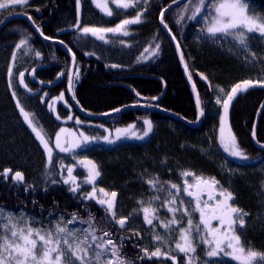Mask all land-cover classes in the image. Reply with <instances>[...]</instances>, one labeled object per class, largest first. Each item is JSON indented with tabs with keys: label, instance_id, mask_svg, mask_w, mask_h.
Here are the masks:
<instances>
[{
	"label": "trees",
	"instance_id": "1",
	"mask_svg": "<svg viewBox=\"0 0 264 264\" xmlns=\"http://www.w3.org/2000/svg\"><path fill=\"white\" fill-rule=\"evenodd\" d=\"M251 2L257 12L264 13V0ZM80 3L83 26L114 27L138 11H143L142 22L129 26L128 36H108L107 42H101L73 30L76 0H30L26 9L16 6L11 14L0 12V19L6 21L0 27V173L11 169L24 175L22 183L13 182L10 177L5 180L0 175V209L34 218L38 228L43 227V223L56 221L61 215L88 211L95 217L97 226L110 224L111 228L114 224L109 223L111 218L105 215V209L83 198L85 172L73 157L87 158L95 162L101 173L97 186L118 193V217H130L128 231L124 233L130 239L124 241V248L129 253L137 250L143 255L140 247L134 248L133 244L142 247L149 238L152 244L154 242L142 214H134L133 210L141 207L138 201L147 202L153 195L167 196L166 191L154 193L146 180L158 178L161 182L182 185L188 177H182L181 172L191 170L205 178L215 177L233 193L234 205L249 214L240 233L242 242L264 252V151L254 149L250 140L257 110L264 99V88L250 89L238 95L229 110V126L240 148L255 161L251 164L235 162L219 147L220 105L216 103L236 83L248 79L264 80V40L258 36L251 39V50L257 57L253 60L250 53L231 37L207 38L201 32V16L190 20L189 12L184 21L177 24L180 9L187 0L164 14L165 22L177 38L176 43L181 46L204 112L201 124L194 127L198 116L195 99L168 29L159 21L160 12L171 5L172 0H141L138 7L115 10L111 17L99 14L90 0H80ZM25 11L51 39L45 40L33 31L23 18L27 17L23 14ZM24 36L29 39L28 46L17 52L13 62L15 44ZM60 41L75 54V71L78 67L80 81L76 84L74 97L89 116L81 114L69 101L65 86L71 59L65 49L55 44ZM157 44L159 50L153 55ZM37 51L40 57L35 56ZM149 54L152 56L143 62ZM113 64L117 67H111ZM37 65L47 67L36 73L41 82H51L61 73L63 75L56 87L42 90L43 93L24 78L27 87L36 90L31 95L21 87L17 74ZM10 66L12 77L8 75ZM202 75L206 79H202ZM163 85L165 93L162 95ZM219 89H224V93L221 94ZM62 90L67 104H58L56 111L62 118L71 117L63 126L101 137L104 135L101 126L115 129L134 123L136 131L142 132L141 120L149 117L152 133L142 143L120 142L112 147L94 144L70 154L55 151L53 164L47 165L32 130L20 114L17 101L31 114L37 130L42 131L52 145L61 124L50 115L47 103ZM45 94L46 99L43 98ZM75 119L88 125L77 124ZM256 139L264 143V109L258 121ZM61 164L73 166V175L80 186L77 193L69 190L71 184L63 183L67 172ZM53 180L56 183H52ZM183 198L187 200L188 197ZM169 215L165 209L160 210L162 218ZM135 232H139L140 237ZM128 257L135 258L134 254ZM143 263L172 264L170 260L156 258L137 260L135 264ZM178 264L183 262L178 261ZM220 264L236 262L224 259Z\"/></svg>",
	"mask_w": 264,
	"mask_h": 264
},
{
	"label": "snow or ice",
	"instance_id": "2",
	"mask_svg": "<svg viewBox=\"0 0 264 264\" xmlns=\"http://www.w3.org/2000/svg\"><path fill=\"white\" fill-rule=\"evenodd\" d=\"M95 2V0H94ZM141 0H112V3L120 9L136 8L140 5ZM179 0H172L173 4ZM30 0H0V12L7 11L11 14V10L16 7L27 8ZM100 7L101 5H97ZM80 7V0H77V8ZM168 7H171L169 5ZM106 15L111 17L112 10L103 5ZM39 11V9H36ZM147 9L145 8L144 11ZM165 8L160 12V22L165 29H168L169 35L173 41L177 38L172 34L171 29L164 20ZM207 10V15L203 16L205 27L201 32H205L210 37H231L245 52H249L252 59L255 60L256 54L251 50V39L258 36L264 40V13L257 12L255 5L251 0H187L178 14L177 24H181L185 19V14L190 12L188 19L196 20L197 17ZM27 15L25 11L23 13ZM143 11H138L132 18H125L114 27H80L77 23L76 27H80L83 35H91L98 40L105 41V34H120L128 36L129 31L127 26L139 24L142 22ZM27 19L32 21L36 31L40 33L45 40L51 39L44 35L39 25L35 24L33 17L27 15ZM4 21L0 19V24ZM29 39L27 36L19 39L15 44V49L12 53L13 62L16 60L17 52L28 46ZM63 43V41H60ZM123 43V41H121ZM65 47H67L65 45ZM159 44L155 45L153 55L159 50ZM177 51H180L179 42L176 43ZM31 51V48L28 49ZM148 51L147 48L144 49ZM71 52V49H69ZM90 54V53H89ZM40 52H35L36 57H40ZM73 64H75V54L72 56ZM181 61H184L183 53L181 52ZM115 68L117 65L113 64ZM185 71H188V66L185 64ZM36 72L35 68L31 69L32 75ZM9 77L13 76L12 67L8 70ZM63 75V74H61ZM25 72L18 73L19 83L27 88L24 80ZM78 78V74L76 75ZM202 79H206L203 75ZM191 80V75H189ZM69 91L73 85V75L69 74ZM259 84L264 87V80L253 81L251 79L236 83L226 94V98L222 101L216 100L217 104L222 103L223 115L219 122V144L223 151L228 156L240 161H248L249 157L242 150L237 142V138L232 132L230 126L226 124L229 107L240 91H247L250 87ZM11 87V84H10ZM220 93H224V89H219ZM47 95V94H45ZM15 97V92H13ZM74 98V97H73ZM64 99L63 93L57 98ZM43 103V101H41ZM55 103V101H53ZM197 106L200 105L199 96L196 99ZM17 107L20 114L28 127L35 133L36 138L43 146L47 154V164H53V149L49 146V142L45 139V134L38 131L33 119L30 118V113L26 111L17 101ZM51 108V105H49ZM114 111L119 112L120 109ZM203 116L204 112L201 111ZM57 119L60 116L57 115ZM71 119V117H68ZM77 124L83 123L76 120ZM144 125L146 130L143 135L135 136L136 139H144L152 131V122L145 119ZM134 125H130L129 129H119L116 131V139H121V134H127ZM107 131V129L105 130ZM68 133L75 136L68 129L61 128L55 133V146L61 153H72L82 147H86L90 143L97 141L99 138L95 136L79 133L78 138L72 139L70 142L61 143V134ZM255 138V133L253 132ZM108 144L115 143L108 136L103 137ZM264 148V143L259 145ZM77 163L82 165L87 170L85 182L92 185L90 192L84 193L83 198L86 200H95L102 208L105 209V215L110 217L109 223L119 226V235L116 239L113 238L114 231L110 230L107 224L97 226L95 217L89 213L87 220H80L82 224H87L84 229H70L68 225H73L77 221V215L72 214L67 220L61 218L49 228L35 227L36 220L28 218L24 214L17 216L15 213L0 209V264H135V260L165 259L172 261V264H177V255L183 254V264H220L225 258L236 262V264H264V252L253 249L249 245H245L241 240L239 229L245 227V219L247 212L234 206V195L226 187L220 184L215 177L205 178L200 174H196L191 170H183L182 177H191V182L187 179L183 184L172 183L170 181L161 182L158 178H150L146 180L150 189L154 193L167 192L166 197L153 195L147 202L141 200L138 203L141 205L139 209H134V214H142L143 221L151 230V239L154 242V250H150L147 246H139L133 244V247H140V252L143 255H137L135 259L129 258L126 253H123L125 247L124 241L130 239L124 233L128 231L126 225L130 217L117 215V195L116 191L108 192L104 188H99V196L95 187L97 178L101 175L97 165L92 160L87 158L78 159ZM67 172V178L63 179L64 184H71L69 190L73 193L79 191L77 178L73 175V166H65L61 164ZM11 169H4L0 175L7 180ZM13 182L22 183L24 176L22 172L15 171L11 176ZM52 183H56L55 180ZM174 190V191H173ZM186 196L190 199H184ZM206 197V198H205ZM219 197V199L217 198ZM159 201V203H156ZM165 209L168 214L167 218L160 216V210ZM199 214L198 221L194 219V214ZM185 218H187L185 220ZM213 221L218 222L216 225ZM157 228H163L162 235L156 231ZM99 233V234H98ZM175 236L173 240V235ZM137 237H140L139 232H135ZM174 242L175 247L171 244ZM202 247L203 258L197 251ZM164 249V250H162Z\"/></svg>",
	"mask_w": 264,
	"mask_h": 264
},
{
	"label": "rangeland",
	"instance_id": "3",
	"mask_svg": "<svg viewBox=\"0 0 264 264\" xmlns=\"http://www.w3.org/2000/svg\"><path fill=\"white\" fill-rule=\"evenodd\" d=\"M186 1V0H185ZM184 1V2H185ZM90 2H91V4H92V6L94 7V9L99 13V14H101L102 16H105V17H109V16H107L106 15V12L104 11V9H103V5L104 4H107V7L110 9V10H112V12L114 13V11L115 10H127V9H120V8H117L116 7V5L114 4V3H112V0H95V2H94V0H90ZM101 5L100 7H98L97 5ZM76 22H75V25H74V27H73V30H76L79 34H81V35H83L82 33H81V31H80V27H84L83 25H82V23H81V13H82V11H81V3H80V7H79V9L77 8V0H76ZM129 9V8H128ZM205 15H207V10H205L202 14H201V26H202V28H204L205 27V23H204V20H203V16H205ZM77 23H79V25H80V27H76V25H77ZM134 25V24H133ZM129 26H131V25H129ZM129 26H127V28L129 27ZM88 27H98V26H94V25H89ZM204 34H205V36L207 37V38H213V37H210L207 33H206V31L205 32H203ZM87 36H90V37H92L93 39H95V40H97V41H101V40H98V39H96L95 37H93V36H91L90 34L89 35H87ZM108 36H122V35H120V34H112V33H107V34H105V40H107V37ZM101 42H104V41H101ZM15 49V48H14ZM152 55H147V57H144L143 59H142V61L143 62H146V61H148L149 60V58L151 57ZM29 70L30 69H28V70H26L25 71V76H24V78H26L28 81H29V79H28V74H29ZM78 74V78H76V75ZM17 79H18V74H17ZM79 81H80V76H79V68L77 67L76 68V71L74 70V74H73V85H72V89L73 90H75V87H76V84L77 83H79ZM25 83L27 84V82L25 81ZM21 85V84H20ZM28 86V85H27ZM21 87H23L24 89H25V91L28 93V94H33V93H35L36 92V90H31L30 88H25L24 87V85H21ZM66 87V89H67V86H65ZM31 88H33L32 86H31ZM254 88H264V87H261L259 84H256L255 86H253V87H250L248 90H250V89H254ZM33 89H35V88H33ZM196 89V88H195ZM231 90V89H230ZM230 90H229V92H230ZM247 90V91H248ZM40 91V90H39ZM41 92V91H40ZM44 92V91H43ZM43 92H41V93H43ZM244 92H246V91H240L238 94H237V96L238 95H240V94H242V93H244ZM60 93H63L64 95H65V91L64 90H62ZM61 95V94H60ZM60 95H57V96H54V97H52V98H50L49 100H48V103H47V109L50 111V115H52V116H54V118H55V120L59 123V124H61V127L58 129V131L61 129V128H64V129H68L71 133H74L75 134V136H72V135H69L68 133H62L61 134V143H64L66 140L67 141H71L72 139H74V138H78L79 137V133L80 132H83L82 130H75V129H72V128H68V127H66V126H63V124H65V123H67V122H69V118H62V117H60V119H57L56 117H57V115H58V113H57V111H56V108H57V106H58V104H60V103H62V104H67V101H66V99H63V100H60V99H57ZM46 95H44L43 96V98H45L46 99V97H45ZM236 96V97H237ZM235 97V98H236ZM224 98H226V95H224V96H222V97H219L218 99H220L221 101L224 99ZM234 98V99H235ZM53 101H55V103H53ZM234 101V100H233ZM232 101V102H233ZM232 104V103H231ZM49 105H51V108L49 107ZM220 105V115H219V122H220V117L224 114L223 113V107H222V103L221 104H219ZM72 106V105H71ZM231 106V105H230ZM229 110H230V107H229ZM229 110H228V116H227V121H226V124L229 126ZM145 119H147V120H149V121H151V119L149 118V117H146V118H143L141 121L142 122H144V120ZM76 120H78V119H75V122H76ZM82 125H88V124H84V123H81ZM130 125H134L135 126V124L133 123V124H128V125H126V126H123V127H118L119 129H129V126ZM143 126H144V130L142 131V132H138V131H136V129H135V127L134 128H131L130 130H129V132L125 135V134H121V139H119V140H117L116 139V129L117 128H115V129H109V128H107V127H104V126H101L100 128L104 131V135L103 136H101V137H98L99 139L97 140V141H94V142H92V143H90L89 145H87L86 147H82V148H80V149H77V150H75V152H72V153H76V152H79V151H81V150H84V149H86V148H88V147H90V146H92V145H94V144H100V145H102V146H105V147H112V146H114V145H116V144H118V143H120V142H134V143H142V142H144V141H146L147 139H148V137L150 136V134L152 133V131L149 133V135L147 136V137H145L144 139H136L135 138V136H137V135H143V132L146 130V125H144V123H143ZM107 129V131H105ZM219 129V128H218ZM57 131V132H58ZM56 132V133H57ZM33 133V132H32ZM84 133V132H83ZM85 134V133H84ZM33 135L35 136V138H36V135H35V133H33ZM85 135H87V134H85ZM105 136H108L109 137V139H112V140H114L115 141V143H113V144H108L107 142H105L104 141V139H103V137H105ZM218 137H219V132H218ZM36 140H37V143L39 144V149L41 150V154H42V158H43V160H44V162H45V164H47V154L45 153V151H44V148H43V146L40 144V141L36 138ZM218 145H219V147L221 148V150L223 151V149H222V147L220 146V144H219V139H218ZM49 146L53 149V154H54V152L55 151H59L57 148H56V146H55V136H54V139H53V144L51 145L50 143H49ZM223 153L226 155V156H228V154L227 153H225L224 151H223ZM64 154H70V153H64ZM230 159H232V160H234L235 162H237V163H242V164H249V163H252L253 161H251L250 159L248 160V161H240V160H238V159H234V158H232V157H230V156H228ZM78 159H85V158H78ZM48 165V164H47ZM78 165L84 170V172H85V177L83 178V187H84V190H83V194L84 193H86V192H90L91 191V189H92V185H88L86 182H85V180H86V177H87V170L82 166V165H80L79 163H78ZM14 174V172H12V173H10L9 174V177L11 178V176ZM24 176V175H23ZM99 178V177H98ZM98 178H97V180H98ZM190 177H188V180L191 182V180L189 179ZM97 180H96V183H97ZM95 187L97 188V194H98V196L100 195L99 194V186H97V184H95ZM107 191V190H106ZM81 191L79 192V195H81ZM218 199H219V197H217ZM187 199H189V198H187ZM86 200V199H85ZM89 201H92V202H95V200H89ZM96 203V202H95ZM231 203H234V201H232ZM97 204V203H96ZM99 205V204H98ZM99 207H100V205H99ZM85 213V214H84ZM82 212V213H78V214H76L77 215V221L73 224V225H68V227L70 228V229H84V228H87L88 227V225L87 224H82V223H80L79 221L80 220H87L86 218H87V216L89 215V213L90 212ZM71 217V215H69V214H64V215H61V218H64V220H67V219H69ZM61 218H59V219H57L56 221H59ZM187 218H185V220H186ZM194 219L195 220H197L198 221V219H199V214L198 213H196V214H194ZM56 221H54V220H51L49 223H43V227H45V228H49V227H51V226H53L54 224H55V222ZM36 223H37V221H36ZM218 222H216V221H213V224L214 225H216ZM35 227H37V225L35 224ZM126 227H127V225H126ZM108 228L110 229V230H113L114 231V236H113V238L114 239H116L117 237H118V235H119V226L118 225H113L111 228H110V224H109V226H108ZM146 228H149L148 227V225L146 226ZM158 232H160V234H162V235H167V234H165V233H162V232H164V229L163 228H157L156 229ZM147 232V231H146ZM99 234V233H98ZM150 239V238H149ZM149 239H147V243H145L143 246H147L150 250H154V248H153V244L149 241ZM172 248H174L175 247V244L173 243L172 244V246H171ZM202 247L203 246H201V248H198V252L200 253V256H201V258H203V251H202ZM123 253H126L127 254V256L129 255V254H134V256L136 257L139 253L137 252V250H135V253H129L128 251H126V248H123ZM139 255H141V254H139ZM179 256V258H177V264H178V261H182V257H183V254H179L178 255ZM135 259V258H134ZM153 259H155V258H153ZM161 259H163V258H161ZM225 259H228V258H225ZM136 261L137 260H135V263H136ZM172 262V261H171ZM183 262V261H182ZM144 264V263H143Z\"/></svg>",
	"mask_w": 264,
	"mask_h": 264
},
{
	"label": "water",
	"instance_id": "4",
	"mask_svg": "<svg viewBox=\"0 0 264 264\" xmlns=\"http://www.w3.org/2000/svg\"><path fill=\"white\" fill-rule=\"evenodd\" d=\"M184 1H185V0H179V2L176 3V4H173V3H172V4H171V7H167V9H168V10H171L172 8H174V7L179 6L180 4H182ZM168 10H167V11H168ZM167 11H166V12H167ZM166 12H164V14H165ZM23 18H25V19L29 22V24H30V26L32 27L33 31H34L39 37L42 38V36L40 35V33L37 32V31H36V28L33 26L32 21H29V20L27 19V17H23ZM159 21H160V19H159ZM5 22H6V21H4V22L0 25V27H1ZM160 23H161V22H160ZM161 25H162V24H161ZM162 26H163V25H162ZM168 35H169V33H168ZM169 37H170L171 42H172V44L174 45V47H175V49H176V51H177V48H176V42L172 40V38H171L170 35H169ZM57 45H59V44H57ZM59 46H61L63 49H65V52L67 53V55H68V56L70 57V59H71V67H70V70H69L68 76H69V74L73 75V73H74V69H75V64H73V61H72V56H73V54H72L71 52H69V49H67L63 44H61V45H59ZM177 55H178V59H179V62H180V65H181L182 71H183V73H184V76H185L187 82H188L189 85H190V88H191V90H192V93H193V96H194V99H195V103H196V99H197V96H198L197 91H196V89H195V86H194L192 80L189 79V74H188V72L185 71V64H184V61H183V62L181 61V52H180V51H177ZM44 68H45V66H38V67H36V68H35V69H36L35 74H36L37 72H39L40 70L44 69ZM30 73H31V71H30L29 74H28V79H29V81H30L32 84H34V85H36L37 87H40V88H42V89H51V88L56 87V86L59 84L60 79H61V77H62V75H61L62 73H61V74H60V75H59V76H58L53 82L48 83V82H41L40 80H38V79L36 78L35 74L32 75V74H30ZM163 91L165 92V86H164V85H163ZM67 92H68V96H69V99H70V102H71L72 106H73L75 109H77L81 114H85V112L80 108V106L78 105L77 101L75 100V97H74V95H73L72 89H71V91H69V82H68ZM163 94H164V93H162V95H163ZM73 97H74V98H73ZM147 108H148V109H151V107H147ZM196 108H197V113H198V120H197V123L194 125L195 127H197V126L201 123V121H202V116L200 115L201 108H200V105L197 106V103H196ZM263 109H264V100L261 102V104H260V106H259V108H258V110H257V114H256V118H255L254 126H253V131H252V143H253L254 147L257 148V149H259V150H264V148H261V147L259 146L260 144H258V143L256 142L255 138L253 137V132L256 134V129H257L258 120H259V118H260V116H261V113H262Z\"/></svg>",
	"mask_w": 264,
	"mask_h": 264
},
{
	"label": "bare ground",
	"instance_id": "5",
	"mask_svg": "<svg viewBox=\"0 0 264 264\" xmlns=\"http://www.w3.org/2000/svg\"><path fill=\"white\" fill-rule=\"evenodd\" d=\"M37 66H34L33 68H36ZM32 69V68H31ZM31 69L29 70V72L31 71ZM163 93H165L164 91H163ZM76 100V99H75ZM256 118V117H255ZM259 121V120H258ZM254 122H255V120H254ZM253 126H254V123H253ZM257 126H258V124H257ZM252 131H253V127H252ZM252 131H251V137H250V140H251V144H252V146L254 147V145H253V143H252ZM256 133H257V129H256ZM255 140H256V142L258 143V144H261V143H259L258 141H257V139H256V134H255ZM254 149H256V150H258V151H260L259 149H257V148H255L254 147Z\"/></svg>",
	"mask_w": 264,
	"mask_h": 264
},
{
	"label": "flooded vegetation",
	"instance_id": "6",
	"mask_svg": "<svg viewBox=\"0 0 264 264\" xmlns=\"http://www.w3.org/2000/svg\"><path fill=\"white\" fill-rule=\"evenodd\" d=\"M41 92H42V91H41ZM205 198H206V197H205ZM189 199H190V198H189ZM230 203H231V202H230ZM233 204H234V203H233ZM234 206H235V205H234ZM244 219H245V222H246V218H245V217H244ZM244 228H245V227H244ZM244 228H243V229H239L238 226H237L238 233L240 234L241 231L244 230Z\"/></svg>",
	"mask_w": 264,
	"mask_h": 264
}]
</instances>
